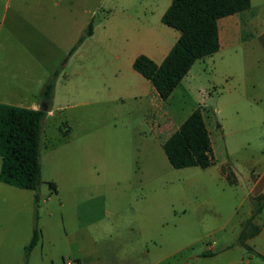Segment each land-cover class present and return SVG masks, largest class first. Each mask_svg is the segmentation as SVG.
<instances>
[{
  "label": "rangeland",
  "instance_id": "1",
  "mask_svg": "<svg viewBox=\"0 0 264 264\" xmlns=\"http://www.w3.org/2000/svg\"><path fill=\"white\" fill-rule=\"evenodd\" d=\"M114 1L0 0V104L39 108L58 71L41 124L40 185L24 191L28 238L0 252L1 263L24 264L38 198L42 241L27 264H264L237 244L252 198L264 193V0L233 16L241 24L221 49L158 103L140 94L147 83L131 67L142 40L86 35L109 17L143 18L140 0ZM198 107L214 163L173 169L161 148L164 115L174 131ZM254 223L260 233L246 243L264 257V204Z\"/></svg>",
  "mask_w": 264,
  "mask_h": 264
},
{
  "label": "trees",
  "instance_id": "2",
  "mask_svg": "<svg viewBox=\"0 0 264 264\" xmlns=\"http://www.w3.org/2000/svg\"><path fill=\"white\" fill-rule=\"evenodd\" d=\"M170 1L161 23L176 30L179 33L178 40L160 64H155L145 55L136 56L132 62V69L151 84L161 101L170 96L197 60L212 56L219 50L218 20L250 7V0ZM91 34L92 25L89 23L86 35ZM82 41L79 38L69 54ZM57 76L58 71H54L40 92V99L47 104L48 111ZM44 116L45 112L38 109L0 104V183L37 193L41 178L40 131ZM161 148L173 169H206L213 165L211 141L200 108L191 112L165 139ZM226 179L230 184L235 183L227 174ZM49 185L56 192L54 183L50 182ZM34 200L32 235L24 247V264H27L40 238L36 205L38 198ZM263 204L264 193L252 198L251 215L241 224L237 244L264 262V257L246 243L260 233L254 219Z\"/></svg>",
  "mask_w": 264,
  "mask_h": 264
},
{
  "label": "crops",
  "instance_id": "3",
  "mask_svg": "<svg viewBox=\"0 0 264 264\" xmlns=\"http://www.w3.org/2000/svg\"><path fill=\"white\" fill-rule=\"evenodd\" d=\"M109 1L110 0H99L101 6H106ZM159 2L160 3L162 2L161 6H159L160 4ZM123 3H124L123 0H115L114 6L123 7L122 6ZM139 3L142 6L141 13L143 16V18L139 22H137V18L131 17L128 14H124V16H121L120 18L109 17L105 19L104 21H100L98 25L92 28L91 35L94 36V34H96V31L98 29H101L103 35H105L106 37L120 35V36L127 38V35L131 34L138 40H142V44H143V46L140 48L141 51H138L137 53L133 55V57H131V61H130L131 67H132V62L134 58L138 55H145L150 60H152L155 64H160L163 61V59L166 57L168 52L171 50L173 45L176 43V41L178 40L179 33L174 29L166 27L165 25L164 27L166 28L158 27V29H156L155 27H153V20H154L155 13L157 12L158 7H160L161 12L159 13V15H157V17H158V20L161 22V17L165 13L167 8L169 7L171 1L170 0H158L157 2V0H153V1L152 0L150 1L140 0ZM250 7H251V0H250ZM250 7L245 11H248ZM245 11H242L240 13H244ZM240 13L238 14L240 15ZM238 14L229 16L228 22L226 23L223 22L221 23V25H219L220 19L218 20L217 27H218V37H219V45H220L219 50L222 47V42L223 43L225 42L223 40L226 38V36H227V39L231 37L230 28L235 30V28L237 29L239 24H241V21L239 19L235 20L233 18V16H236ZM224 29L228 31L227 32L223 31ZM203 59L197 60L195 63H198L202 61ZM195 63L192 65V67L195 65ZM192 67L190 68V70L192 69ZM190 70L184 76V78L180 81V83L186 77H188ZM145 81L147 84H144V83L141 84V87L139 89L140 94H145V96H149L150 102L158 103L159 98L154 88L151 86V84L147 80ZM180 83L178 85H180ZM88 91H91V90L88 89ZM28 109L37 110L38 108L36 105H32ZM51 113H52L51 110L47 111V114H51ZM164 116H165L164 117L165 123L162 125L161 134L164 135L167 130H169L170 133L165 134V137L162 143L173 132L172 131L173 124L171 123V120L168 118L166 114ZM179 125L177 126V128L179 127ZM176 129H173V130L175 131ZM252 189H254V184H252ZM24 191H27V190L17 189V188L0 183V252L9 253L10 252L9 248L14 246V242H18L21 239V237H22V241L28 238L27 225H24L22 227L20 223L22 211L25 212L27 210V206L29 205L28 195ZM38 220H39V216H38ZM30 232H31L30 233V238H31L32 228ZM41 241H42V235L40 231V238L35 248L41 245ZM75 259L80 260L84 264H89L85 260H81L79 258H75ZM2 261L4 260H2V258L0 257V264H2L1 263ZM122 264H132L131 258L130 257L123 258Z\"/></svg>",
  "mask_w": 264,
  "mask_h": 264
},
{
  "label": "built area",
  "instance_id": "4",
  "mask_svg": "<svg viewBox=\"0 0 264 264\" xmlns=\"http://www.w3.org/2000/svg\"><path fill=\"white\" fill-rule=\"evenodd\" d=\"M62 264H84V263H82L80 260L77 259H70L63 261Z\"/></svg>",
  "mask_w": 264,
  "mask_h": 264
},
{
  "label": "water",
  "instance_id": "5",
  "mask_svg": "<svg viewBox=\"0 0 264 264\" xmlns=\"http://www.w3.org/2000/svg\"><path fill=\"white\" fill-rule=\"evenodd\" d=\"M39 111H42V112H47L48 111V107L46 105V103H43L42 106H40L38 108Z\"/></svg>",
  "mask_w": 264,
  "mask_h": 264
}]
</instances>
